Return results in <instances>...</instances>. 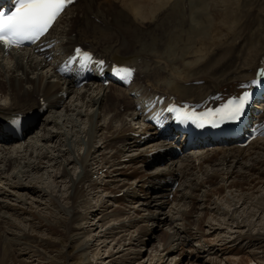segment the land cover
<instances>
[{"label": "bare ground", "instance_id": "6f19581e", "mask_svg": "<svg viewBox=\"0 0 264 264\" xmlns=\"http://www.w3.org/2000/svg\"><path fill=\"white\" fill-rule=\"evenodd\" d=\"M233 2L232 0H127L126 3L121 2L127 13L125 18H131L133 24L147 26L151 24L153 29L161 30L159 36L153 34L147 41H142L140 36H136L130 30H123L124 34L120 33L122 29L113 31L112 24L103 21V18L102 23H96L91 18L84 17L85 27L82 28L78 24L74 27L73 23L77 19L74 9L79 0L65 11L49 36L50 42L58 43L57 48L53 50L54 58H62L70 54L72 48L79 45L78 40L82 35L83 45L101 54V57L104 56L107 60L120 64H131L137 59L141 60L138 78L141 74L144 75L143 78L135 81L130 91L119 87L105 89L99 86H85L83 92L74 93L75 97L85 100V104H82L86 109L94 110L91 119L102 117L101 113L104 120L108 117L103 125L94 121L93 124L91 122L89 126L87 125L86 130L80 129L84 135V141L81 142L86 149L81 157L70 156L73 150L69 151L66 147L69 144L68 134L61 131L59 118L52 115L55 114L53 110L63 100V96L57 95L75 91L72 83L58 79L51 70V64L41 57L34 58L29 52H25L10 55L15 56L14 58H4L0 53V182L2 184L7 182L15 192L31 193L39 199L44 196L52 199L55 213L63 217L61 222H56V225L63 227L65 234L68 235L71 233L72 225L81 217L77 214V208H82L88 203V200L84 198L90 192L87 193L85 187L91 185L93 190L91 192L104 193L96 199L99 204L103 197L108 198L110 194L120 191H126L124 198L129 196L127 191L133 190L134 187H136L135 191L138 189L143 191L147 183H151L153 187H161L159 182L166 183L169 181L167 178L172 177L179 181V177L175 174V171H178L177 160H173L166 153L173 147H182L184 140L177 139L174 144H171L156 138L153 142L151 141L152 143H148V140H145L149 134L147 130L139 126L140 131H134L135 125L140 123V113L136 112L131 93L141 96H174L180 101L200 102L208 95L231 93L237 86L253 78L259 63L264 62V0H233ZM103 4L110 6L109 3L99 2L98 7ZM62 20L65 21V26L57 30ZM114 20L117 21V19ZM165 24L166 26L163 27ZM87 29H90L88 34L85 32ZM75 32L76 37L72 36ZM236 37L237 41L234 42ZM232 44L235 45L233 49L229 48ZM9 59L14 61L12 67H8ZM34 73H36L35 77L32 76ZM51 78L53 80H50ZM40 100L48 104L45 113L49 114L48 116L44 114V119L43 117L38 119L36 124L28 129L23 134V138L17 142L2 135L3 122L13 114L39 110L42 107ZM121 106H124L122 114L119 111ZM76 129L74 125V132ZM135 134L139 137L135 138ZM97 138H102L100 140L103 148L94 146ZM104 141L105 144H103ZM133 157H135L134 160ZM97 159L99 160L96 161ZM135 159L138 161L131 166L130 162ZM123 160L125 162H120ZM162 162L165 164L156 169L151 168L155 163ZM114 163H118V166L113 167ZM108 167L113 169L109 168V170ZM78 168L79 171L76 172ZM91 168L94 169L92 171L94 173L91 172ZM106 169L113 176L112 180H107L104 185L105 181L89 182L87 176L93 178L95 174L98 175V172ZM186 169L192 191L190 196L182 194L178 196V199L179 203L184 202L189 208L179 216L180 227L173 228L175 223L173 222L171 234L169 233L170 235L168 234L164 239L163 251L166 255L174 252L179 244L193 246V242H202L206 246H212L205 236L208 233H204L207 228L204 218L207 215L201 210L197 217L195 215L200 207H207L206 201L208 204H214L211 197L221 198L219 202H225L232 207L231 213H228V210L222 211L218 205L215 208L216 212L227 220L225 225L229 227L234 225L235 229L248 226L245 221H239L235 212L239 208L233 205V202L235 204V198L242 196L245 199L246 196L259 193L256 196L258 207L250 214L254 215L262 209L264 187L261 189L260 186L264 184V139H258L247 150L234 147L216 150L210 155H194L187 163ZM198 173L202 177H198ZM231 176L232 179H229ZM103 177L107 178L108 172ZM58 180L64 181L58 182ZM129 181L134 184H130ZM82 183L84 186L80 189ZM55 184L63 185L62 194L61 189L60 193L50 189ZM36 187L39 191L34 189ZM149 191L150 189L146 188L144 196ZM224 191L229 193L228 196L232 201L222 196ZM167 192L168 188L160 193H153L156 195V200L151 202L150 208L163 212L162 209L169 205L165 198ZM197 196L201 202L196 200ZM110 201L111 199H108L101 203L99 208L101 213L109 208ZM137 202H143L142 208L149 206V201L138 199ZM199 204H201L200 207ZM86 210L93 209L86 208ZM9 211L15 212L11 207L0 205L2 222L4 215ZM112 213L108 219L113 218L116 221L118 214L115 210ZM161 216L163 214L157 215L159 219ZM53 217L50 214L49 218ZM157 217L152 215L150 222H156ZM81 218L85 219L84 215ZM165 219H167L166 216ZM4 223L15 228L9 221ZM134 226L130 222L127 226L123 224L117 229L120 230L119 233H124ZM107 229L108 232H104L103 238L110 236L112 241H115V229L112 226H108ZM3 234L5 236L0 238V264H4L5 261L10 262L13 258L9 245L23 248L20 237H13L9 231H4ZM124 236L115 241L116 244L114 243L115 246H119L117 252L120 249L124 251L126 246L133 245L129 242L131 236L126 242H124ZM237 237L251 243L264 241V237L259 233H246L245 236L241 233ZM105 243L102 242V244ZM126 251H128L127 254L131 253L130 249ZM239 253L238 258H233L232 262L229 260L231 264L247 263L248 257L241 256ZM108 255V257L114 256L113 253ZM160 259H162L161 256L158 257L157 262ZM126 261L122 260L120 264H127Z\"/></svg>", "mask_w": 264, "mask_h": 264}, {"label": "rangeland", "instance_id": "374dc122", "mask_svg": "<svg viewBox=\"0 0 264 264\" xmlns=\"http://www.w3.org/2000/svg\"><path fill=\"white\" fill-rule=\"evenodd\" d=\"M86 1L87 0L81 3L80 6H78V3L74 9V12L77 16V19L75 20L76 22L74 21L73 23L74 27L79 22L80 14L88 12L92 13V15H95L97 14V12H102L104 13L105 17L107 16L109 22H111V24L113 25H115L117 22L125 23L123 22L125 19L128 24L123 28H120L121 26H116V28H114L115 26L113 27L112 25L113 31H117V29H122V31H120L121 34H124L123 30H130L131 32H134L136 36H140L142 41H147L153 34H156L158 36L161 34V30L159 28L153 29L151 24L149 26L142 24L136 25L132 23L131 18L126 19L125 15L127 13L124 8L125 6L123 7V4H121V2L126 3L127 0H100V2L110 4L107 9H105V6H96L99 0H90V2L87 3V7L90 8V10L87 9L85 6ZM90 3L92 5H90ZM232 3H234L233 0ZM115 10H117V13L114 12ZM119 16H121V21L119 19ZM114 19H117V21H115ZM64 22L65 21L62 20L61 23H59L60 26L57 27V30H60L62 27L65 26ZM165 26L166 24L163 27ZM85 32L88 34L90 30L87 29L85 30ZM238 36L239 35H237V37ZM237 37L235 38L234 42L237 41ZM82 38L83 36L81 35L80 40H78V43L83 44ZM234 47L235 45L232 44L229 48L233 49ZM12 63L13 61L9 62L8 67H12ZM37 72L39 71L37 70ZM35 74L36 73H34V75L32 76L35 77ZM50 80H53V78H51ZM75 92H83V88L75 90L74 92L67 93L63 101L60 103V105H58L59 107L57 106L56 109L53 110L55 114L52 115H55V117L59 118L58 122L60 121L59 123H61L59 124V127H61V131H65V134H68L69 144H67L66 147L69 151L73 150V153L71 151L70 156L81 157L86 151V149L84 148V145H82V142L84 141V135L82 131H80V129L86 130L91 124V122L93 124L94 121L103 125L104 122H107L108 117H106L104 120L103 115L101 113L100 116L102 117H98L97 119L94 117L93 119H91L92 112L94 110L92 111V109H86V107L82 104H85V100H80L78 96L75 97ZM120 112L122 114V111ZM45 115L48 116L49 114ZM44 118L45 117H43V119ZM62 123L64 124L62 125ZM74 125L77 127L75 132L73 130ZM133 129L136 132L140 131L138 130L137 124ZM100 139L102 138L95 139L96 141H94V146H98V148H103ZM147 140L148 143H152L155 139L152 136L148 135ZM57 143L58 141L55 145H57ZM70 144L71 146H69ZM103 144H105V141L103 142ZM72 145L73 148L71 149ZM255 152H257V150H255ZM166 154L169 155V157L173 160L178 159L176 162L177 166L179 162H181L185 158L184 154H179L175 156L174 150L172 149L168 150ZM197 155H199V153ZM135 157H133V160ZM141 158H143V156ZM98 160L99 159H97L96 161ZM137 161L138 160L135 159V161L130 162L131 166L135 165ZM120 162L125 161L123 160ZM117 164L118 163H114L113 167H117ZM164 164L165 162L155 163L151 168L156 169L157 167ZM53 168H55V166H53ZM109 168L113 169L111 167H108V169ZM108 169L98 172V175L95 174L93 178L87 176L89 182L93 180L98 181L99 183L105 181L103 182L104 185L107 180H112L113 176L110 175ZM93 170L94 169L91 168V172ZM77 171H79V168L76 169V172ZM105 172H108L107 178L103 177L106 175ZM186 175L187 174H185V176ZM232 176L229 179H232ZM198 177L202 176L199 175ZM187 180L184 182L183 180L181 181V187L178 191L179 195L185 193L186 195L190 196L192 190L189 187V180ZM63 181L58 180V182ZM129 183L134 184L132 181H129ZM7 184V182H4L3 184L0 182V205L11 207L15 210V212L11 213V211H9L8 214H5L3 217V222L0 218V238L5 236L3 234L4 231H9L11 232V235L13 234V237L21 238L20 243L23 244V248L9 245L11 256L13 258L11 257L12 260L10 262L5 261L4 264H120L122 260L126 261L127 258H129L126 261L127 264H231V260H233V258L239 257V252L241 256L244 255L246 258L248 257L246 264H264V241L261 240L259 242L256 241L251 243L249 241H242L238 239L239 237H237L238 234L240 235L241 233L242 236H245L246 233H259L264 237L263 199L261 201L262 209H260L258 213L255 212L254 215L250 214L252 210L256 211L258 207V205L256 204V196L259 195V193L254 194L253 196H246L245 199L242 196L235 198V204L233 202V205L239 208L235 211L239 221L243 220L246 222L245 224H248V226L244 227L243 229H235L234 225H231V227L225 225L227 220H225L224 216H221L218 212H216L217 210L215 208L218 205L222 209V211L228 210L227 212L231 213L232 207L230 205H227V203L225 202H219L221 198L211 197V200L214 204H208V201H206V208L200 207L201 204H199L200 208L198 207L199 209L195 213V215L197 217V215H199V213L201 212H204L207 215V217L204 218V223L207 226V228H205L204 230V233H208L205 236L206 239L211 242L212 246H206L205 243L202 242H193V246H191V244H179L177 245V248H175L176 250H174V252L166 255L163 251L164 239L168 236L169 233L171 234L173 222H175L173 228L180 227L179 225H181V221L179 220V216L182 212H185L189 208L188 204L184 202L179 203V200H177V198H175V201L172 203L171 201H169V205H167L166 207L164 206L165 208L162 209L163 212H159L156 209H153L152 207L150 208L151 202L155 200V195L151 194L147 197L142 195L141 197V193L139 192V190L135 191L136 187H134V189L132 188L133 190L128 189L130 192L127 191L129 196L126 198H124L123 196L124 194H126L125 190L120 191L116 194H110L108 198L103 197L101 203L105 200L107 201L108 199H111V201L109 208L104 211V213H101L99 209L101 203L97 204L96 199L98 196H101L104 193H102L101 191H99V194L91 192L93 190L92 186L90 185L87 188L85 187V191L87 193H90L87 194L84 198V200H88L89 204L87 203V205H83L82 208H77L78 216L82 217L84 215L85 219L82 220L81 217L78 218L77 221L72 225L71 233L66 235L63 227L56 225V222H61V219L63 217L55 213L56 210L52 205V199L45 198L44 196L42 199L40 198V200L38 197L31 193L19 191L15 192L14 189L9 187L10 184ZM60 184H55L52 186L53 188L50 189H52L55 193H60L59 191L61 189L62 194L64 187ZM80 185L81 189L83 188L84 183ZM56 186L57 188L55 189ZM260 187L262 189L264 187V184ZM34 189L38 190L37 187ZM203 190L205 191V189ZM222 193V196L228 197V199H230V197L228 196L229 193L227 194L226 191ZM200 194L198 193V196H200ZM198 196L196 200L201 202V199ZM144 197L146 199H144ZM138 199H141L142 201H149V206H146V208H142L141 204L143 202H137ZM118 200H122V202L118 203ZM230 200L232 201V199ZM249 201L250 203H248ZM86 208H92L93 210L88 211L86 210ZM230 209L231 211H229ZM113 210H115L118 214V219L116 221H114L113 218L108 219V217L113 214ZM4 211L7 212L5 209ZM50 214L54 217L49 218ZM160 214H163V216H161V218L159 219L157 215ZM152 215H155V217H157V220H159H156V222L154 223L150 222V220L152 219ZM165 216L167 217V219H165ZM5 221H9V223H11V225L13 224L15 228L6 225L4 223ZM130 222L133 226H135L132 229H127V231H125L124 233H119L120 230L117 228L122 226L123 224L124 226H127V224H129ZM108 226H112L115 229L114 232L116 235H114V238L116 239V242L124 235L125 236L123 239L124 242H126L131 236V241L129 242L133 245L126 246L123 249L124 251H121L120 249L119 252H117L116 250H118L119 246L114 245V243L116 244V242L112 241V237L108 236L103 238L104 232H108ZM11 235L8 234V236L10 237ZM102 242L106 243L102 244ZM126 249H130L131 253L129 252V254H127L128 251H126ZM225 249H227V251H225ZM110 253H113L114 256L108 257V254ZM159 256H161L162 259L157 262Z\"/></svg>", "mask_w": 264, "mask_h": 264}, {"label": "snow or ice", "instance_id": "6c2138e0", "mask_svg": "<svg viewBox=\"0 0 264 264\" xmlns=\"http://www.w3.org/2000/svg\"><path fill=\"white\" fill-rule=\"evenodd\" d=\"M70 3L72 0H16L15 11L10 16H0V44L4 45L5 48H11L13 46L19 47L25 41H38L47 34L56 19ZM68 63H79L81 68H85L91 63L102 64L103 61H95L90 52L76 48ZM122 72L127 78L133 70L125 68ZM260 75L262 77L261 83H264V72ZM248 101L249 96L245 93L238 101L230 102L231 107L223 111L221 119H237Z\"/></svg>", "mask_w": 264, "mask_h": 264}]
</instances>
